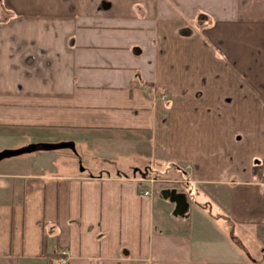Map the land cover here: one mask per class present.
Here are the masks:
<instances>
[{
  "label": "crops",
  "instance_id": "crops-1",
  "mask_svg": "<svg viewBox=\"0 0 264 264\" xmlns=\"http://www.w3.org/2000/svg\"><path fill=\"white\" fill-rule=\"evenodd\" d=\"M3 5L0 138L118 147L152 178L54 155L1 172L0 264H264L230 244L264 243V0ZM156 168L185 217L152 191Z\"/></svg>",
  "mask_w": 264,
  "mask_h": 264
},
{
  "label": "rangeland",
  "instance_id": "rangeland-1",
  "mask_svg": "<svg viewBox=\"0 0 264 264\" xmlns=\"http://www.w3.org/2000/svg\"><path fill=\"white\" fill-rule=\"evenodd\" d=\"M22 141L23 140L21 139H15L13 137L4 139L0 138V152L7 150H18L27 146L22 145L25 144ZM110 150L111 151L98 149L95 144L81 145L77 143L75 145V153L69 150H62L56 152L33 153L4 160L0 162V173L9 170H17L18 168L20 169L24 164L27 165L26 170H28L30 167L32 168L33 164H38V159L41 156H43L41 158H50L52 155H54L58 157L53 163L58 171L67 170V168L65 169L66 162L72 161L73 164L76 163L75 169L79 172L83 171V174L117 176L118 174L123 175L126 172L132 173L136 168L138 169L137 175L145 174L146 177L152 178V166L148 157L123 153L118 147ZM75 154L78 156H75ZM29 165L30 167H28ZM131 168H133L134 171H131ZM157 170V168L154 170L155 175L153 176L155 178L152 182V191L156 196L160 198V192L162 190L176 189L178 193L182 192V188L177 183L172 182L174 180L170 178L171 175L168 176V174H159ZM212 213L215 215L218 212L212 209ZM220 225L224 226L221 221H219V226ZM246 235L249 236L250 233L243 235L242 232L240 233L236 231V239L230 243L231 249L236 255L241 253L244 254L246 260L251 259L252 261L258 262L261 260L264 254V243L256 239L253 234L250 237H246Z\"/></svg>",
  "mask_w": 264,
  "mask_h": 264
},
{
  "label": "water",
  "instance_id": "water-1",
  "mask_svg": "<svg viewBox=\"0 0 264 264\" xmlns=\"http://www.w3.org/2000/svg\"><path fill=\"white\" fill-rule=\"evenodd\" d=\"M60 150H70L75 153V145L73 142H63V143H36L30 144L25 147H22L18 150H7L0 152V162L16 158L24 155H29L38 152H53ZM160 196L163 200L169 201L171 204H174L173 217L183 218L188 211V202L186 195L178 193L176 189L172 190H162Z\"/></svg>",
  "mask_w": 264,
  "mask_h": 264
},
{
  "label": "trees",
  "instance_id": "trees-1",
  "mask_svg": "<svg viewBox=\"0 0 264 264\" xmlns=\"http://www.w3.org/2000/svg\"><path fill=\"white\" fill-rule=\"evenodd\" d=\"M0 9H2V11L4 12V5H3V0H0ZM263 171H264V164H262V163H260V164H256L255 166H254V168H253V174H254V176L257 178V179H259L260 178V176L262 175V173H263ZM55 256H53V255H51V256H49V258H48V262H49V264H51V260L53 259H55L54 258Z\"/></svg>",
  "mask_w": 264,
  "mask_h": 264
},
{
  "label": "built area",
  "instance_id": "built-area-1",
  "mask_svg": "<svg viewBox=\"0 0 264 264\" xmlns=\"http://www.w3.org/2000/svg\"><path fill=\"white\" fill-rule=\"evenodd\" d=\"M264 176V171H263ZM53 264H67V255L65 252L60 253V258L53 262Z\"/></svg>",
  "mask_w": 264,
  "mask_h": 264
}]
</instances>
